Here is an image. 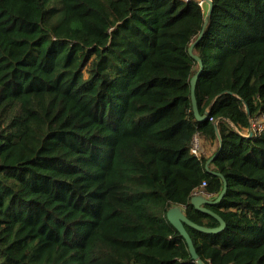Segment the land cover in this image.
<instances>
[{"label": "trees", "instance_id": "1", "mask_svg": "<svg viewBox=\"0 0 264 264\" xmlns=\"http://www.w3.org/2000/svg\"><path fill=\"white\" fill-rule=\"evenodd\" d=\"M212 1L0 0V264H199L225 180L197 253L264 264V0Z\"/></svg>", "mask_w": 264, "mask_h": 264}, {"label": "water", "instance_id": "2", "mask_svg": "<svg viewBox=\"0 0 264 264\" xmlns=\"http://www.w3.org/2000/svg\"><path fill=\"white\" fill-rule=\"evenodd\" d=\"M205 1L208 3L207 12L210 13L212 8H213V1L212 0H205ZM202 32L199 35L198 39L195 42L190 44L189 49H188L189 53L195 59H197L199 61V64H200L199 71L191 79V93H192L193 109H194L196 118L198 120H203V119H205L207 117V113L203 114V115L200 114L199 109H198L196 94H195L196 81H197V78H198L199 74L201 73V71L203 69V62L200 59V57L197 54H195L193 51H194L195 44L201 38ZM206 168L209 169L208 164L206 165ZM217 174L222 175L220 172H217ZM226 188H227V182L225 180V186H224L223 190L221 191V193L216 198L206 197L204 195H199V194L198 195L194 194L192 196V198H191V202L195 206V208H197V209H199L201 211L210 213L211 215H213L214 217H216L220 221V225L217 226V227H208V226L201 225V224H198V223L192 221L186 215L184 209L180 205H175V206L171 207L170 209H168V211H167V219H168V221L171 224H173L177 228V230L181 233V235L185 238V240H186V242L188 244L189 250H190V252L192 254V257L195 260H197V262L199 264H206V263L200 258L199 254L197 253V250H196V247L194 245L193 239H192V237L190 236L189 232L186 229V225H189V226H191L193 228H196V229H198V230H200L202 232H206V233H214V232H219V231L223 230L225 228V225H226L224 219L220 215H218L217 213H215L214 211H212L211 209L206 207V205L214 204V203L219 202L223 198L224 193L226 191Z\"/></svg>", "mask_w": 264, "mask_h": 264}, {"label": "built area", "instance_id": "3", "mask_svg": "<svg viewBox=\"0 0 264 264\" xmlns=\"http://www.w3.org/2000/svg\"><path fill=\"white\" fill-rule=\"evenodd\" d=\"M188 1V0H184ZM198 3L202 6H208V3L205 0H196ZM208 8V7H207ZM264 119V116H261L259 118H256L252 121L251 127L249 129L250 134L256 132L257 134H260L264 130V123H260V120ZM200 146H201V138L199 136L194 137L193 147L191 148V151L195 155L200 154ZM207 185L206 181L202 182L200 188L196 189L194 194L204 195L206 197H211L212 195L204 191V187Z\"/></svg>", "mask_w": 264, "mask_h": 264}, {"label": "crops", "instance_id": "4", "mask_svg": "<svg viewBox=\"0 0 264 264\" xmlns=\"http://www.w3.org/2000/svg\"><path fill=\"white\" fill-rule=\"evenodd\" d=\"M201 145H202V150H200V151L204 152V154H206L207 156H211L213 154V152L216 150V144L211 145L208 142H205L203 139H201ZM209 148L212 149L213 152Z\"/></svg>", "mask_w": 264, "mask_h": 264}, {"label": "rangeland", "instance_id": "5", "mask_svg": "<svg viewBox=\"0 0 264 264\" xmlns=\"http://www.w3.org/2000/svg\"><path fill=\"white\" fill-rule=\"evenodd\" d=\"M207 7V6H206ZM260 123H264V119H261L260 120ZM204 146V145H203ZM210 149V148H209ZM200 150H202V145H201V147H200ZM208 150V149H207ZM212 152H213V150L212 149H210ZM212 197V196H211ZM213 198V197H212Z\"/></svg>", "mask_w": 264, "mask_h": 264}]
</instances>
